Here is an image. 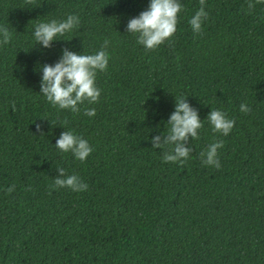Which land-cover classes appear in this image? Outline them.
<instances>
[{"label":"trees","instance_id":"obj_1","mask_svg":"<svg viewBox=\"0 0 264 264\" xmlns=\"http://www.w3.org/2000/svg\"><path fill=\"white\" fill-rule=\"evenodd\" d=\"M179 2L175 34L147 51L126 29L150 0H0L11 33L0 45V264H264V3L249 11L248 0H205L194 34L199 0ZM69 14L77 28L48 49L37 44L38 23ZM106 39L99 101L79 114L52 107L42 66L65 48L95 54ZM181 96L203 123L182 165L151 144L168 134ZM211 110L235 121L227 136L212 132ZM68 130L92 147L86 161L55 147ZM216 140L219 169L200 157ZM57 168L88 189L50 191Z\"/></svg>","mask_w":264,"mask_h":264},{"label":"clouds","instance_id":"obj_2","mask_svg":"<svg viewBox=\"0 0 264 264\" xmlns=\"http://www.w3.org/2000/svg\"><path fill=\"white\" fill-rule=\"evenodd\" d=\"M31 4L32 0H26ZM200 9L189 20L194 34L202 33V24L208 18L205 11V0H199ZM264 3V0H248L249 11L255 8L256 4ZM182 10L179 0H150L148 10L143 11L136 18L129 20L126 31L137 36V43L147 51H154L162 44L171 40L177 30L178 14ZM80 24L79 17L69 14L65 20L41 22L35 26L34 38L38 45L48 49L56 37L63 36L77 28ZM11 41L9 29L0 26V45H7ZM109 40H105L101 50L95 54H75L67 48L63 49L62 58L54 66H42V79L40 83V94H42L52 107L60 110H70L79 114L80 105L94 104L99 101L101 90L96 86L98 73L105 72L109 63L107 48ZM185 97L175 98V111L167 121L168 134L158 135L152 138L153 149H165L163 161L165 163H180L187 161L192 149L188 145L189 138L198 139V130L203 127L199 114ZM251 108L242 103L240 111L247 114ZM84 115L94 117V108H85ZM213 133L227 136L235 125V121L227 118L226 113L221 110H211L207 119ZM67 123V122H65ZM37 132H41L40 125H36ZM41 136L43 133L41 132ZM223 140H216L211 143L205 151L200 153L201 162L205 166L220 168L218 149L223 148ZM55 147L60 153H71L76 160L86 161L93 149L88 141L68 130L61 133ZM59 176L54 183L49 185V190L68 188L73 192H82L88 189L79 176L66 175L63 168L56 169ZM15 185L9 186L6 191L11 194Z\"/></svg>","mask_w":264,"mask_h":264}]
</instances>
